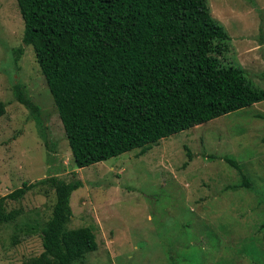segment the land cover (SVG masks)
Instances as JSON below:
<instances>
[{"label":"rangeland","instance_id":"rangeland-1","mask_svg":"<svg viewBox=\"0 0 264 264\" xmlns=\"http://www.w3.org/2000/svg\"><path fill=\"white\" fill-rule=\"evenodd\" d=\"M206 3L230 37L220 63L242 67L264 90V0ZM22 32L16 1L0 0V196L35 182L6 200L5 209L19 214L0 223V264H21L41 251L25 223L50 216L53 188L37 181L51 176L81 181L69 195L66 227L93 226L96 249L77 264H264V99L161 138L143 153L133 148L79 168ZM14 84L39 107L40 125L15 100ZM224 157L238 163L250 188Z\"/></svg>","mask_w":264,"mask_h":264},{"label":"trees","instance_id":"trees-1","mask_svg":"<svg viewBox=\"0 0 264 264\" xmlns=\"http://www.w3.org/2000/svg\"><path fill=\"white\" fill-rule=\"evenodd\" d=\"M15 1L21 42L33 49L76 167L133 148L143 153L161 138L264 99L242 67L220 63L230 37L206 0ZM20 52H12L15 59ZM13 95L40 125L39 107L17 84ZM224 161L250 188L238 163ZM44 181L54 192L51 214L42 224L25 223L38 234L41 251L21 264L80 263L96 249L93 226L66 227L69 195L81 181L51 176L37 182ZM34 185L24 181L0 196V223L19 214L5 209L6 200Z\"/></svg>","mask_w":264,"mask_h":264},{"label":"crops","instance_id":"crops-1","mask_svg":"<svg viewBox=\"0 0 264 264\" xmlns=\"http://www.w3.org/2000/svg\"><path fill=\"white\" fill-rule=\"evenodd\" d=\"M263 45H264V43H263Z\"/></svg>","mask_w":264,"mask_h":264}]
</instances>
